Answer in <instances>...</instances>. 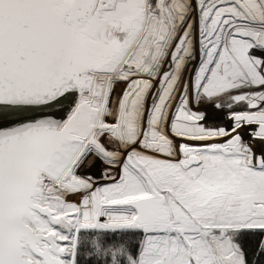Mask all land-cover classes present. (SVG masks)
<instances>
[{"label": "snow or ice", "instance_id": "1", "mask_svg": "<svg viewBox=\"0 0 264 264\" xmlns=\"http://www.w3.org/2000/svg\"><path fill=\"white\" fill-rule=\"evenodd\" d=\"M0 264H264V0H0Z\"/></svg>", "mask_w": 264, "mask_h": 264}, {"label": "rangeland", "instance_id": "2", "mask_svg": "<svg viewBox=\"0 0 264 264\" xmlns=\"http://www.w3.org/2000/svg\"><path fill=\"white\" fill-rule=\"evenodd\" d=\"M93 175H98L99 173L96 171V169L92 170ZM72 199H75V197H71Z\"/></svg>", "mask_w": 264, "mask_h": 264}]
</instances>
